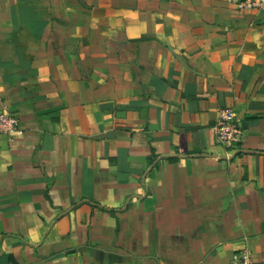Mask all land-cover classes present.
I'll use <instances>...</instances> for the list:
<instances>
[{
	"label": "crops",
	"instance_id": "1",
	"mask_svg": "<svg viewBox=\"0 0 264 264\" xmlns=\"http://www.w3.org/2000/svg\"><path fill=\"white\" fill-rule=\"evenodd\" d=\"M3 104L20 123L0 134V264L264 262L263 14L0 0Z\"/></svg>",
	"mask_w": 264,
	"mask_h": 264
},
{
	"label": "built area",
	"instance_id": "2",
	"mask_svg": "<svg viewBox=\"0 0 264 264\" xmlns=\"http://www.w3.org/2000/svg\"><path fill=\"white\" fill-rule=\"evenodd\" d=\"M239 12H252L264 15V0H229ZM20 120L7 105L0 110V134L13 138L19 130ZM213 131L216 143L229 152H236L244 139V130L237 114L232 108H225L220 112V119ZM229 264H264L254 257L252 251L245 248L236 253Z\"/></svg>",
	"mask_w": 264,
	"mask_h": 264
}]
</instances>
